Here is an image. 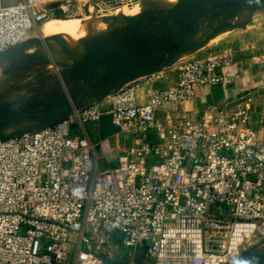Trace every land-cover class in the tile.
Here are the masks:
<instances>
[{
  "label": "built area",
  "instance_id": "built-area-1",
  "mask_svg": "<svg viewBox=\"0 0 264 264\" xmlns=\"http://www.w3.org/2000/svg\"><path fill=\"white\" fill-rule=\"evenodd\" d=\"M70 12V3L0 0V53ZM233 63L226 50L198 55L144 103L135 87L125 88L75 120L0 138V264H110L115 234L129 249L145 248L154 264H231L264 248L255 91L211 107L210 118L177 109L197 90L221 85V70ZM106 117L138 141L102 170L100 145L85 127Z\"/></svg>",
  "mask_w": 264,
  "mask_h": 264
},
{
  "label": "rangeland",
  "instance_id": "rangeland-1",
  "mask_svg": "<svg viewBox=\"0 0 264 264\" xmlns=\"http://www.w3.org/2000/svg\"><path fill=\"white\" fill-rule=\"evenodd\" d=\"M5 1L8 3L12 0H4V2ZM63 1H68L64 3H70L72 5L73 12L65 15L60 14V18H51L45 21L29 38V40H33L35 43L25 50L19 53H14L16 50L9 54L0 53V67L5 66L7 69L5 73L0 72V122L20 112L48 114L50 112V104L53 103L59 95L65 94V90L71 95L80 89L81 83L76 84L75 78L67 73L71 69L72 64L83 56L86 48L95 42H98L102 46L111 47L117 40L123 39L126 30L131 27L134 23L133 21L136 20L141 13L148 11L167 13L181 0H121L111 5L109 4L114 1L107 2L103 0L102 4H98V6L96 4L91 5L87 3V0ZM252 4H264V0H237V2L233 4H230V0H227L225 5H215V8L211 11L212 15L217 17L211 21L216 20V24H226L218 27L213 39L195 54L191 56L183 55L169 68L155 74L156 76H150V79L160 77L157 82L158 86H156L155 89L167 87L178 80L180 75L179 68L189 59L210 52L226 50L224 44H228L229 40L235 34L241 33L244 27L245 29L264 28V10L258 12L250 8L247 10L248 13L240 12L243 9L251 7ZM200 15L202 16L203 14ZM96 16H105V22L95 21ZM74 19L82 21L86 34L85 41H81L75 37L66 40L56 35L45 37L44 41L48 46L49 54L44 47L41 37V30L47 26L45 23L50 21V24H56L58 21ZM187 21L189 20L187 19ZM179 24H174L173 22L161 24L149 20L145 22L144 32L158 37L166 33L176 32ZM188 34L189 32L185 35ZM227 37L229 38L225 40ZM223 40L224 42H222ZM143 41L144 38L142 33L138 30H134L133 34L125 40L124 47L136 49V61L147 63L152 66H159L161 63L159 58L154 57L153 53L146 51L142 45L138 46V44H141ZM51 59L54 63L51 62ZM54 65L61 76L60 78L56 73ZM61 78L63 81H61ZM139 81L131 82L124 87H136ZM91 91H95V89L87 90L89 97L92 96ZM105 99L107 100L106 97L99 100H92L85 105L77 104L76 101V109H84L98 104ZM38 107L41 109L37 110L36 108ZM70 117L75 120V112L73 113L71 111ZM34 125H36V123L29 124L27 122L22 126L23 129L21 130L29 129L34 127ZM10 130L11 129H8V132ZM9 134L10 133L4 134V136ZM0 135L3 134L0 133ZM82 250H85L84 246Z\"/></svg>",
  "mask_w": 264,
  "mask_h": 264
},
{
  "label": "water",
  "instance_id": "water-1",
  "mask_svg": "<svg viewBox=\"0 0 264 264\" xmlns=\"http://www.w3.org/2000/svg\"><path fill=\"white\" fill-rule=\"evenodd\" d=\"M106 1L110 2L115 0ZM236 2L237 0H230V4ZM226 3L227 0H181L167 13L154 11L141 13L131 27L126 30L123 39L117 40L111 47L102 46L98 42L92 43L86 48L83 56L72 64L67 74L75 78L76 84L81 83L80 89L71 95L65 90V94L59 95L50 104V112L48 114L20 112L4 119L0 122V133L16 120L30 121L36 123V125L6 136L0 135V138H9L69 119L71 118V111L73 113L75 112L76 115L83 110L76 109V101L87 90L95 89L93 93L101 96L111 86L120 82L121 84L119 86L108 93V96H110L115 92L125 89L124 86L131 82L162 72L172 66L183 55L191 56L195 54L213 39L218 27L226 24H216V20L211 21L213 20L211 10L215 8L214 6L225 5ZM250 8L259 12L264 10V4H252L251 7L243 9L240 12L248 13L247 10ZM200 14L203 15L201 16ZM149 20L161 24H168L170 22L174 24L181 23L178 25L176 32L166 33L157 37L144 32L145 22ZM134 30L140 31L144 38V41L138 44V46L142 45L146 51L153 53L154 57L159 58L161 61L159 66H152L136 61V49L124 47L125 40L133 34ZM187 32L189 34L185 35ZM34 43L33 40H28L24 44L12 48V51L16 50L14 53H19ZM54 68L60 78L61 76L55 65ZM61 81H63L62 78ZM36 109L40 110L41 108L38 107Z\"/></svg>",
  "mask_w": 264,
  "mask_h": 264
},
{
  "label": "crops",
  "instance_id": "crops-1",
  "mask_svg": "<svg viewBox=\"0 0 264 264\" xmlns=\"http://www.w3.org/2000/svg\"><path fill=\"white\" fill-rule=\"evenodd\" d=\"M20 1L21 0H16L15 2V0H12L11 2L6 3V1L4 2L3 0L5 5H13ZM50 1L55 4H66L64 2H68L63 0ZM119 1L121 0H115L109 5ZM86 2L98 6V4H102L103 0H87ZM104 17L105 16H96L95 21L103 23L105 22ZM216 17L217 16L213 15V19ZM135 21L136 20L133 22ZM45 24L47 26L41 30L43 44L45 43L44 38L51 35L60 36L66 40L75 37L81 41H85V28H83L82 21L79 19L58 21L56 24H50V21H48ZM222 42H224V40ZM224 48L226 49V52H230L234 58L232 66L225 67L221 70L224 82L218 86L197 90L196 98L194 100L177 106V109L188 113L194 119L204 117L210 118L212 116V113L209 112L211 107L230 103L236 97L244 93L255 91L256 99L251 125L260 135L264 136V28L245 29L244 27V30L241 33L239 32L235 34L229 40L228 44H224ZM159 78L160 77H154L153 79H150L149 76L140 79L143 81H134H139L135 88L141 103H144L150 91L158 86L157 82ZM175 82L169 86L173 85ZM120 84V82L114 84L101 96L95 95L93 93L94 91H91L92 96L89 97V93L87 92L77 99V104L85 105L92 100H99L104 97L108 100L109 96L107 94ZM167 87L159 89H165ZM107 100L100 101L98 104L107 105ZM164 110H169V107H165ZM164 112L165 111H162L159 116L164 117ZM27 122L29 124L32 123L30 121H25L23 123L12 122L2 130L1 133L4 135L22 131V126ZM100 125L101 122L99 124H88L85 127V132L94 143L100 145L97 147L98 165L100 169L105 170L115 167L117 165V158L133 147L138 140L135 136L121 133L113 124L112 128L115 132L108 136H103L100 132ZM8 129L11 130L8 132ZM76 132H78V130ZM156 140L157 139L154 136L151 138V141L153 142H156ZM113 240L117 245V249L114 252V257L110 260V264H154L153 259L149 256L145 248H139L135 251L129 249L125 244L124 237L120 234H115ZM231 264H264V248L258 247L249 249L241 258Z\"/></svg>",
  "mask_w": 264,
  "mask_h": 264
},
{
  "label": "trees",
  "instance_id": "trees-1",
  "mask_svg": "<svg viewBox=\"0 0 264 264\" xmlns=\"http://www.w3.org/2000/svg\"><path fill=\"white\" fill-rule=\"evenodd\" d=\"M56 18H60V15H58ZM100 132L103 136H108L109 134L115 132L112 128V122L109 117H106L101 121Z\"/></svg>",
  "mask_w": 264,
  "mask_h": 264
},
{
  "label": "bare ground",
  "instance_id": "bare-ground-1",
  "mask_svg": "<svg viewBox=\"0 0 264 264\" xmlns=\"http://www.w3.org/2000/svg\"><path fill=\"white\" fill-rule=\"evenodd\" d=\"M44 47H45V49L47 50V52L50 54V52H49V50H48V46H47L45 43H44ZM1 53H3V54H9V53H12V49L6 50V51L1 52ZM51 62L54 63L52 59H51ZM6 70H7V69H6L5 66H1V67H0V72L5 73ZM57 71H58V70H57ZM14 122H25V121H23V120H16V121H14Z\"/></svg>",
  "mask_w": 264,
  "mask_h": 264
}]
</instances>
